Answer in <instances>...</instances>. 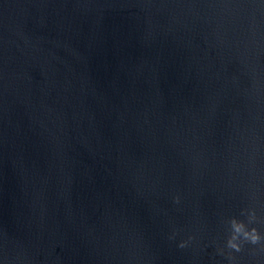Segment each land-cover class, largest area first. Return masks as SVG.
I'll use <instances>...</instances> for the list:
<instances>
[{
	"label": "water",
	"instance_id": "1",
	"mask_svg": "<svg viewBox=\"0 0 264 264\" xmlns=\"http://www.w3.org/2000/svg\"><path fill=\"white\" fill-rule=\"evenodd\" d=\"M0 264H264V0H0Z\"/></svg>",
	"mask_w": 264,
	"mask_h": 264
}]
</instances>
